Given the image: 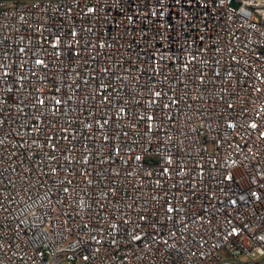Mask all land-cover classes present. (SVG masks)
Instances as JSON below:
<instances>
[{"label": "built area", "instance_id": "built-area-1", "mask_svg": "<svg viewBox=\"0 0 264 264\" xmlns=\"http://www.w3.org/2000/svg\"><path fill=\"white\" fill-rule=\"evenodd\" d=\"M0 264H264V0H0Z\"/></svg>", "mask_w": 264, "mask_h": 264}, {"label": "rangeland", "instance_id": "rangeland-1", "mask_svg": "<svg viewBox=\"0 0 264 264\" xmlns=\"http://www.w3.org/2000/svg\"><path fill=\"white\" fill-rule=\"evenodd\" d=\"M240 261H241V262H245L246 260H245V259H243V258H240Z\"/></svg>", "mask_w": 264, "mask_h": 264}, {"label": "snow or ice", "instance_id": "snow-or-ice-1", "mask_svg": "<svg viewBox=\"0 0 264 264\" xmlns=\"http://www.w3.org/2000/svg\"><path fill=\"white\" fill-rule=\"evenodd\" d=\"M256 125H253V127H255Z\"/></svg>", "mask_w": 264, "mask_h": 264}]
</instances>
